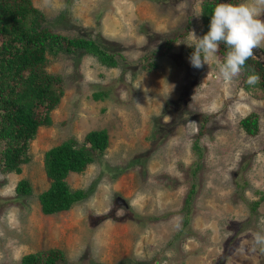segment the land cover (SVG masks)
I'll list each match as a JSON object with an SVG mask.
<instances>
[{
  "label": "rangeland",
  "instance_id": "374dc122",
  "mask_svg": "<svg viewBox=\"0 0 264 264\" xmlns=\"http://www.w3.org/2000/svg\"><path fill=\"white\" fill-rule=\"evenodd\" d=\"M203 1L31 0L50 29L94 40L118 66L88 54L48 57L45 70L61 77L64 91L20 172L0 171V264L50 249L63 253V264H264L255 241L264 235V99L251 97L240 76L224 81L219 54L209 66L190 65L191 32L203 37ZM145 57L154 69H144ZM97 92L102 99H93ZM252 112L255 136L240 126ZM101 129L103 154L65 178L86 198L44 214L45 152ZM22 180L27 196L16 193Z\"/></svg>",
  "mask_w": 264,
  "mask_h": 264
},
{
  "label": "trees",
  "instance_id": "16d2710c",
  "mask_svg": "<svg viewBox=\"0 0 264 264\" xmlns=\"http://www.w3.org/2000/svg\"><path fill=\"white\" fill-rule=\"evenodd\" d=\"M238 1L231 2L236 4ZM217 0H204L200 16L203 36L209 31L211 15ZM44 13L33 7L31 0H0V171L19 173L20 166L29 159L30 142L35 138L39 127L49 126L50 113L59 103L64 91L61 77L48 73L45 67L48 57L58 58L61 54H88L95 57L101 65L118 66L113 54L106 52L97 42L85 37H68L54 32L46 25ZM170 44L165 42L163 50ZM194 50H190L189 56ZM227 47L220 45L217 54L224 58ZM148 57V56H147ZM147 57L140 63L146 71L156 67L148 63ZM260 76L259 83L250 85L247 77ZM242 87L251 97L264 99V68L252 57L246 61L239 75ZM102 92L93 93L95 100L103 98ZM259 116L252 112L240 121V126L249 136L259 130ZM194 141L193 149L200 152ZM108 146V136L104 129L92 130L81 143L69 138L44 154L43 166L50 180L48 188L38 195V202L44 214H54L70 209L86 198L87 193L73 190L65 182L70 173H81L85 167L100 158ZM198 147V148H197ZM192 191V192H191ZM16 193L29 195L30 183L18 182ZM190 189L185 198V207L190 204ZM264 198L262 196L260 199ZM258 201L252 203L255 207ZM255 208H252L254 210ZM188 214L184 225L188 222ZM60 250L50 249L30 253L21 257L20 264H63Z\"/></svg>",
  "mask_w": 264,
  "mask_h": 264
},
{
  "label": "clouds",
  "instance_id": "9594fccd",
  "mask_svg": "<svg viewBox=\"0 0 264 264\" xmlns=\"http://www.w3.org/2000/svg\"><path fill=\"white\" fill-rule=\"evenodd\" d=\"M262 15L264 0H243L238 4L218 3L211 15L209 31L203 37H197L191 32L192 42L187 44L194 48L189 57L190 65L195 69H201L205 64L209 66L216 60L220 45L224 44L228 51L224 61L218 63V74L224 81H233L243 71L246 61L254 56V49L264 46ZM259 81L258 74L253 73L247 77L250 85ZM255 241L264 245V235L257 233Z\"/></svg>",
  "mask_w": 264,
  "mask_h": 264
},
{
  "label": "water",
  "instance_id": "95a60500",
  "mask_svg": "<svg viewBox=\"0 0 264 264\" xmlns=\"http://www.w3.org/2000/svg\"><path fill=\"white\" fill-rule=\"evenodd\" d=\"M232 0H217L218 3H230ZM255 61L264 68V52L261 49H254V56L252 57Z\"/></svg>",
  "mask_w": 264,
  "mask_h": 264
}]
</instances>
